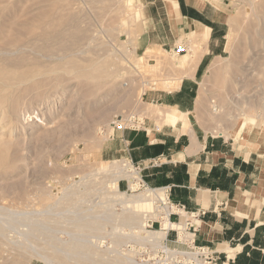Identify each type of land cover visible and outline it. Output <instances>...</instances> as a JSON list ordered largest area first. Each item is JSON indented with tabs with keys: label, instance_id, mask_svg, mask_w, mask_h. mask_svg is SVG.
Listing matches in <instances>:
<instances>
[{
	"label": "rangeland",
	"instance_id": "rangeland-1",
	"mask_svg": "<svg viewBox=\"0 0 264 264\" xmlns=\"http://www.w3.org/2000/svg\"><path fill=\"white\" fill-rule=\"evenodd\" d=\"M209 1L200 42L176 0H0V264L191 258L202 214L146 194L149 137L178 134L158 110L264 169V0Z\"/></svg>",
	"mask_w": 264,
	"mask_h": 264
},
{
	"label": "crops",
	"instance_id": "crops-1",
	"mask_svg": "<svg viewBox=\"0 0 264 264\" xmlns=\"http://www.w3.org/2000/svg\"><path fill=\"white\" fill-rule=\"evenodd\" d=\"M177 2L185 27L195 30L204 24L203 13L209 0L201 6L199 0ZM180 112L177 122L171 125L178 134H155L153 140L149 137V150L154 151L139 159L151 175L148 183L165 188L174 202L202 214L198 229L202 246L226 253L233 264H264V169L257 168L244 155L214 147L218 140L213 138L199 146L191 141L182 147L190 121L187 114L182 116L185 112ZM151 133L148 129L147 134ZM206 149L208 155L203 157Z\"/></svg>",
	"mask_w": 264,
	"mask_h": 264
},
{
	"label": "bare ground",
	"instance_id": "bare-ground-1",
	"mask_svg": "<svg viewBox=\"0 0 264 264\" xmlns=\"http://www.w3.org/2000/svg\"><path fill=\"white\" fill-rule=\"evenodd\" d=\"M200 2L202 3V2H204V0H200ZM176 6L179 7L177 0H176ZM203 28H204V31H202V32H198L197 31V33H195L196 37L200 40V42H205L207 40V38H208L209 27L208 26H204ZM182 58H183L184 61H188V62H186L187 66L186 67L184 66L185 67L184 71L177 78V80L173 83V86L177 87V88L180 86V83H181L182 79L192 75V65L194 63H196V64L198 63V61H194V59H190L189 55H185ZM182 68H183V66H182ZM203 90H204V85H202V88H200V92H199L198 98L196 100V108H197L198 111L202 110V102H203V97H204ZM180 113H181L180 110H178L176 108H169V109H165V110L164 109L163 110H158V111L155 112V115L157 117H159L160 119H163L162 121L164 123H168L169 125H174L177 122V120H178V118L180 116ZM163 190H164L163 188H158V189H155V190L148 189L146 194L148 196L150 195V197H151V195H154V196H157V197H161V195H163L162 194ZM165 195L167 197L166 193H165ZM167 199H168V197H167ZM138 200H146V201H148L149 199H140L139 198ZM192 253L194 254L195 252H192ZM195 254H197V253H195Z\"/></svg>",
	"mask_w": 264,
	"mask_h": 264
},
{
	"label": "built area",
	"instance_id": "built-area-1",
	"mask_svg": "<svg viewBox=\"0 0 264 264\" xmlns=\"http://www.w3.org/2000/svg\"><path fill=\"white\" fill-rule=\"evenodd\" d=\"M134 121H138L142 124V121H140L139 119L138 120H134ZM183 207H185L183 205ZM168 251H170V248L168 246L165 247ZM195 248H198L199 250H191V251H194L195 253L197 254H193L192 252H189V251H180V255H185V256H190L191 258H189L187 261H184L182 264H199L200 263V257L198 256L200 253H202V255H204L205 258H203L204 260V264H206V262L208 263H212L214 258L213 256L210 255V248L209 247H205V246H195ZM200 259H199V258ZM207 259V260H206Z\"/></svg>",
	"mask_w": 264,
	"mask_h": 264
}]
</instances>
